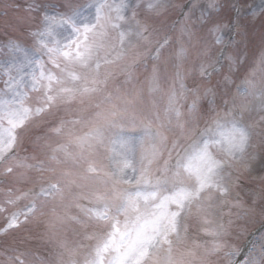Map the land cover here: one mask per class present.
<instances>
[{
  "label": "snow or ice",
  "instance_id": "snow-or-ice-1",
  "mask_svg": "<svg viewBox=\"0 0 264 264\" xmlns=\"http://www.w3.org/2000/svg\"><path fill=\"white\" fill-rule=\"evenodd\" d=\"M178 7L181 19L172 29L179 24L180 38L174 39L155 24L168 11L166 0H26L20 19L28 24V40L0 41V49L19 57L20 74L17 80L5 67L0 80V152L6 141L17 142V130L62 106L94 109L87 119L61 118L52 129L59 134L80 126L53 152L86 161L88 174L102 184L79 197L86 204H75L97 226L86 237L93 244L82 264H213L212 257L222 264H264V243L253 242L245 252L229 241L241 218L255 212L257 199L264 201V189L251 203L236 191L258 161L264 169L253 144L264 137V49L236 84L247 63L240 47L247 41L244 26L220 18L217 0ZM196 8L200 14L193 18ZM189 46L198 49V62L185 69ZM213 47L219 49L214 57ZM165 53L175 69L170 78L161 75ZM149 60L151 70L139 81L136 70H147ZM193 74L207 85L189 87ZM97 149L107 164L90 159ZM36 167L45 170L42 162ZM29 195L28 206L5 216L0 235L27 223L41 197L62 195L61 182L22 194ZM225 206L229 210L216 217ZM26 255L17 252L8 264H26Z\"/></svg>",
  "mask_w": 264,
  "mask_h": 264
},
{
  "label": "rangeland",
  "instance_id": "rangeland-1",
  "mask_svg": "<svg viewBox=\"0 0 264 264\" xmlns=\"http://www.w3.org/2000/svg\"><path fill=\"white\" fill-rule=\"evenodd\" d=\"M182 1L183 0H166V3L169 5L168 11L164 15L157 18L155 20V24L158 27L166 28L172 31L170 22L172 18L176 17L178 11L181 10V8L178 6L183 5ZM197 1L196 2L201 5L205 3V0ZM5 2L6 1L4 0H0V22L2 23V26L0 27V41H4L9 37H12L9 35V33H26V36L28 37V24L26 21L22 22L20 19L26 15L24 11L25 7L22 5V0L20 1L22 2L21 4L16 0H8L7 3ZM73 2L81 3L83 0H73ZM217 3L221 5V8L217 9L218 16L225 21L233 19L235 8L241 4H243L242 6H244L245 12L241 11L239 13L238 20L246 14H248L250 17H243L239 20L244 26L247 34L246 44L240 45V47L244 48L247 52V63L234 77L235 83L239 84L240 79L243 78V75L249 68L254 66V61L258 58L260 51L264 49V0H217ZM11 4H18L20 7L19 9L14 7L6 8V5ZM2 14H4V16H1ZM199 14V8L193 10V18ZM172 33L174 39L180 38L179 24L176 25V28L173 29ZM237 37L240 40V37ZM218 52L219 49L217 47H213V57ZM197 62L198 49L189 46V57L185 62V69L193 67V65ZM18 63L19 57L17 55L9 54L6 52V50L0 49V80L6 78L4 73L5 67L11 68L13 77L19 80L20 74L16 71V65ZM152 64L153 61L147 70L145 67H142V65L136 70L139 79H144L145 75H147V72L151 70ZM160 70L163 77L169 78L175 71L173 62L167 59V53H165V56L162 57L160 62ZM257 79H259V73L257 75ZM216 80L217 77L213 76L212 83L215 84ZM21 82L25 86H27L29 83L27 77H25ZM116 83L120 84L122 82L120 80H116ZM194 83H201L205 86L207 85V82L198 80L195 74H193V76L189 77L187 80L189 87H192ZM126 87L130 88V85H127ZM17 88L19 89V85H17ZM232 91H235V86H233ZM158 103L161 104V101L158 100ZM217 103H220L219 98L217 99ZM204 106L207 107V104ZM92 111H94V109L82 110V106L78 103H73L67 106V108L62 106L54 114L49 113L37 120H32L28 122L25 127L17 130L18 140L15 144H12L10 141H6L8 147L3 152H0V170H2V168L7 169L6 175H9L8 181H10L8 188H12V193L8 194V191V193L3 194L0 198L1 224L4 222V216L7 215L6 213H9L13 210L11 207L16 204V199L18 197L23 198L21 193L22 186L28 184L31 186L34 184H48L51 180L57 179L56 177H53V173L51 172L55 166H52V163L49 160H46L44 157L47 149L50 151L53 148H56L58 145L67 142L72 134L81 130L79 125L75 126L79 127L75 129L76 131L73 130L71 126H69L59 133L60 137H58V135L48 138L47 135L42 134V129L45 126H51L54 124L53 122H58L61 118L69 120L73 116H80L82 119H87L91 115ZM60 115L61 118L59 117ZM251 118L258 119V114L256 111L251 113ZM64 135L67 136V139L65 137L62 138ZM253 144L255 145L254 150L258 154V157L264 159V137H261V139L254 137ZM13 150H16V152L19 154V160L15 159V157L11 155ZM72 151L75 152L76 149L73 148ZM90 159H95L101 165L107 164V161L105 160V153L102 149H97ZM77 161L86 164V161ZM39 162H42L43 168L45 169L44 171H39L36 167ZM26 164H31L33 167L28 168L25 166ZM84 168L86 169V167ZM47 169L50 172L47 171ZM69 177L71 181L74 180L75 183L79 185H83L85 187L89 186V189L91 190H88L87 193L97 189L98 187H102L100 178L96 175H89L88 172L87 175L84 176L85 179L77 173L71 174ZM261 177H264V169L261 168L259 161L253 166L251 171H248L244 174V178L241 181L242 188L237 189L236 191H239L240 197L248 203H251L253 197L258 196V194L261 192V189H264V179H261ZM14 188L17 189L15 192ZM235 194L236 192L234 191L233 196H235ZM41 199L46 198H40L36 201L37 208L35 215L30 216L27 223L5 235H0V264H8L7 258L9 256L6 255L5 252L8 250L9 245L13 249L18 250L17 252L27 253L25 257L26 264H41V262H39V253H35L39 252V249L46 253L45 256H41V259H45V261H43L44 264H66L64 255L62 253L65 250H70L73 247L74 251H76L81 241V238L79 237L89 235L97 227L92 221L86 220L81 214V219L77 221L76 228L70 229L71 224L69 223V219L72 217V208L73 210L75 209L77 211L78 208L75 206V204L80 200L79 197L72 200V196H69L66 190H62V195H57L40 202ZM67 199L68 201H66ZM70 199L72 202L74 200H77V202L74 201L73 206H71L72 204L70 203ZM9 200L13 201L14 203L9 204ZM262 206H264V201L257 199L255 212L249 213L247 216H243L238 224L234 227L233 233L229 237V241L231 243H234L237 247L243 248L245 252L253 242H255L258 247L261 243H264V240L260 239L261 235L264 234V227L258 230L254 235L251 233L257 226H262L264 224V215L261 214ZM228 210L229 209L227 206L217 208L215 210V216L219 217L221 213H226ZM232 211L236 212L237 210L233 208ZM225 219H227V217H225ZM233 219H235V217H233ZM239 224H243L244 226V230L242 232H239ZM195 231V227H193V233H195ZM70 232L76 234V237L78 238V244L76 246H71L72 244H68L65 241L71 238ZM238 232L239 236L237 238ZM22 235L26 237L25 242L23 243L22 241L20 243L22 247H14L12 243L18 236L20 237L19 239L23 238ZM51 245H54L53 249L50 248ZM76 255L77 258L71 259L68 264H82L84 258L87 256V254ZM241 257L243 258V256ZM211 259L213 264H222L221 258L212 257Z\"/></svg>",
  "mask_w": 264,
  "mask_h": 264
}]
</instances>
